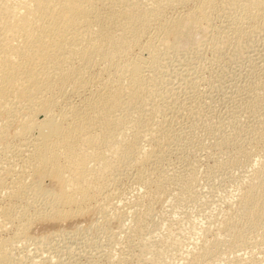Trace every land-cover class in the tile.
<instances>
[{
    "label": "bare ground",
    "instance_id": "obj_1",
    "mask_svg": "<svg viewBox=\"0 0 264 264\" xmlns=\"http://www.w3.org/2000/svg\"><path fill=\"white\" fill-rule=\"evenodd\" d=\"M188 22L209 30L218 63L223 37L264 24V0H0V264H49L16 244L36 220L91 211L118 224L110 264H264V73L212 62L184 95L165 86L164 57L195 34ZM203 84L234 94L220 95L224 116ZM192 144L213 160L207 181L240 168L218 201L216 180L205 191L198 158L187 157ZM47 184L58 189L50 197Z\"/></svg>",
    "mask_w": 264,
    "mask_h": 264
},
{
    "label": "rangeland",
    "instance_id": "obj_2",
    "mask_svg": "<svg viewBox=\"0 0 264 264\" xmlns=\"http://www.w3.org/2000/svg\"><path fill=\"white\" fill-rule=\"evenodd\" d=\"M183 8L184 7H178V11H176L177 8L175 9L173 8L174 10L170 9L174 11L173 13L169 10L167 11V13L170 12V14L168 15L172 16L175 15L177 12L183 10ZM185 9L186 8H184V10ZM231 9H232L231 7H227L225 9V12L231 11ZM187 25H191V24L188 22ZM191 26L195 30V34L190 38H185V39L183 38L178 44L177 48H173V49L169 48L166 57H164V60L166 62L162 65L164 70L163 77L165 76L164 79L166 77H167L166 79H168V77L170 78V80L168 79L169 82L168 80L165 79V81H167L165 86L169 84V86H171L173 89H178V90L180 89L182 91L181 94L183 95L184 93L187 92L188 89L187 85L189 84L190 78H192V76H194V74L197 73V70L199 72L200 64H206V63L211 64L213 62V54L210 52V49L209 48L206 49L205 46V43H207L210 36L209 30L196 27V25L195 26L191 25ZM230 37L231 36L229 35L227 37H223L224 39H222V46H223L222 61L218 63L213 62L211 66L215 68V70H224V71H229L230 73L239 71V73L244 74L245 72L246 74L248 72L252 75L254 79H259L260 76L264 73V24L258 27L256 30L249 32L246 35L239 36L236 39L235 38L231 39ZM204 76L205 78L213 79L215 81L216 86L218 85L217 83L220 84V81L215 80L214 79L215 77H211L210 74L208 75L205 73ZM263 78L264 77H262V79ZM211 89L212 88L211 87L208 88V85L206 86V84L204 85V87L202 85L200 86V90H202V92L204 90V93H206L204 94L203 98L206 97V99H208L209 101H211V99L214 100L215 102L211 101V103L214 102V105L218 102H221V100L219 99L221 94H222L221 96L225 97L226 95L229 96L232 93V91L229 90L231 93L228 94V91H226L225 88L223 89L224 91L221 90L218 92L214 89L212 91ZM223 93L225 95H223ZM208 95L210 96L212 95V96L210 97ZM200 104H201V108H203L204 110L207 109L203 102H201ZM218 104H216L217 106L215 105L216 108L214 112L216 114L219 113L220 115L224 116L225 115L224 112L226 111L225 109L226 106L223 102ZM180 121H181V127L182 126H183L182 128L186 127L185 129H187V126L189 124H192L191 117H188L184 114L180 117ZM11 132H13L12 129L7 130L6 134L9 133L12 134ZM194 144L190 145V147H192V151H189V153H187V157L189 159L194 158L193 156H196L198 158L199 170L197 172L198 173L197 175L199 177V180L204 181V182L200 181L202 185L203 183L206 184V186L204 184L205 191L212 190L210 189L211 186L212 188L213 186L215 188L216 185L220 186L218 188H221L222 186L225 188L229 183L227 182L229 180L226 179L232 175L236 176L241 172L240 170H237L239 168L237 166H235L237 169L235 167L221 168L220 170L212 173V178H210L211 180L207 181V179L203 175L205 174L206 169H211L210 167L213 165V160H211V158L209 159L206 153L207 151L203 152V150H197L195 148L196 146L195 147L193 146ZM214 176H216V179ZM121 177L118 179V182L120 184L117 182L118 187L121 190L124 189V191H122L123 195H121L123 201L122 200L121 201L126 202L127 199H129L128 201L131 202L133 201V197H134V193H132L133 191L132 189L134 188V186L128 187L129 181L126 175H122ZM213 181H215L214 184L216 185L213 184ZM207 184L208 185L211 184L209 185L210 187H208ZM47 187L49 191L47 190ZM218 188L216 192H215L216 188L212 191L213 193L211 196L213 200L214 198L215 199L218 198L219 193L224 194V190H223L224 188L223 189L221 188L222 189V190L220 189L221 191L218 190ZM57 190H58L57 187H55L52 184H47L46 186V192L48 197L52 196L53 193H55ZM220 198H218L217 201ZM118 199H114V202H116L117 204L119 203ZM44 201L45 200H43V202L41 201L42 204L44 203ZM122 202L120 204H122ZM31 208L32 207L29 208V212L33 211L32 210L33 208L32 209ZM158 208L160 209V206H158ZM158 208L155 211L156 214L154 213L155 217L159 213ZM107 215L108 214L105 213L91 211L84 213L82 216L72 218V220L70 219L65 223L63 222L64 224L62 223L55 224L52 222L38 219L40 221L36 220V222H34L35 224L33 223L32 227L30 228L31 237H29L28 239L29 242L28 240H24V242L22 240L19 241L18 242L19 244L17 243L14 248L15 250L14 253L17 254L18 252V254L24 255L30 252L29 254L31 256L34 257L36 256V258L40 257V259H43L44 256L45 257L49 256L50 258L52 257L50 259L51 262H49V264H89V263L91 264L92 263L91 261H94L95 264L96 263L110 264V262L105 257V254L107 255V251L109 249V245H108L109 243L107 242L109 241V237L107 236H109L110 233H112L113 231H117L118 224L113 220L107 221L106 220ZM11 233H12L11 230L6 231L4 233L5 235L3 234V236L7 237ZM106 239L108 240L106 241ZM37 241H39V243H37ZM20 251L22 252V254ZM136 252L137 250H134V253ZM30 255H28L26 259L31 257Z\"/></svg>",
    "mask_w": 264,
    "mask_h": 264
}]
</instances>
